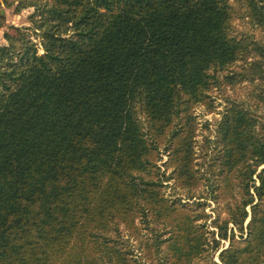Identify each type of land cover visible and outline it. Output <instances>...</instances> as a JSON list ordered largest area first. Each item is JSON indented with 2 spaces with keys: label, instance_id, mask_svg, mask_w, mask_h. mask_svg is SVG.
Returning a JSON list of instances; mask_svg holds the SVG:
<instances>
[{
  "label": "trees",
  "instance_id": "1",
  "mask_svg": "<svg viewBox=\"0 0 264 264\" xmlns=\"http://www.w3.org/2000/svg\"><path fill=\"white\" fill-rule=\"evenodd\" d=\"M32 6L40 42L18 30L0 45V264H100L97 239L115 243L108 239L109 218L118 209L125 217L135 193L145 192L131 172L147 170L154 146L136 110L154 132L165 134L187 111L182 100L205 97L217 73L242 58L245 45L231 33L227 0H50ZM252 122L234 107L220 124L224 156L231 165L242 163L241 215L231 221L242 229L249 205L251 230L241 243L227 235V221L216 224L229 245L212 264H264V219L258 222L255 214L264 168L258 185L252 178L264 165V122L258 134ZM172 135L171 153L175 139L190 144L191 134ZM147 200L153 211L163 207L158 197ZM198 238L188 264L202 249ZM115 252L117 264L131 260L130 252Z\"/></svg>",
  "mask_w": 264,
  "mask_h": 264
},
{
  "label": "rangeland",
  "instance_id": "2",
  "mask_svg": "<svg viewBox=\"0 0 264 264\" xmlns=\"http://www.w3.org/2000/svg\"><path fill=\"white\" fill-rule=\"evenodd\" d=\"M48 1L0 0V45H7L6 35L15 36L18 30L40 42L32 29L31 20L37 18L31 17L35 11L32 4L42 6ZM227 2L232 12L231 33L245 45L242 58L217 73L219 80L199 101L191 102L183 97L182 106L187 111H182L176 119L178 124L171 125L165 134L154 132L146 114L140 108L136 110L142 131L154 146L147 155V170L131 172L135 184L145 192L135 193L133 204H136L125 217L118 209L109 218L108 239L115 243L110 241L107 245L97 239L94 251L100 264H117L116 249L130 252L127 260H131L127 264H188L186 258L193 254L190 244L197 237L204 240L202 249L189 264H212V260L219 263L218 254L228 247L229 240L220 238L216 224L227 221V235L241 243L250 233L249 205L245 208L247 216L242 229L231 221L241 215L239 204L244 193L238 170L242 163L231 165L224 156L220 124L234 107L246 110L254 120L253 130L257 134L264 122V0ZM38 52L43 50L39 47ZM175 132L192 137L190 144L175 139L176 152L171 153L168 144ZM262 168L264 165L258 166L252 176L256 185ZM141 180L152 181L157 186L141 184ZM147 195L158 197L163 207L153 211ZM257 201L255 197L254 202ZM255 214L258 222L264 219V196Z\"/></svg>",
  "mask_w": 264,
  "mask_h": 264
}]
</instances>
